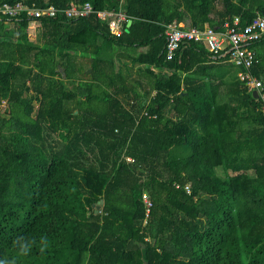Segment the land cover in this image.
<instances>
[{
	"label": "trees",
	"instance_id": "1",
	"mask_svg": "<svg viewBox=\"0 0 264 264\" xmlns=\"http://www.w3.org/2000/svg\"><path fill=\"white\" fill-rule=\"evenodd\" d=\"M86 1L129 31L58 14L32 39L0 14V264H264L262 100L204 43L165 49L174 21L246 25L264 0L0 4Z\"/></svg>",
	"mask_w": 264,
	"mask_h": 264
},
{
	"label": "built area",
	"instance_id": "2",
	"mask_svg": "<svg viewBox=\"0 0 264 264\" xmlns=\"http://www.w3.org/2000/svg\"><path fill=\"white\" fill-rule=\"evenodd\" d=\"M25 15L31 20L41 17H55L61 14L67 19L80 18L97 13L101 19H106L112 30L116 34L122 32V24L128 18L123 10H95L91 2L84 3L73 2L69 7H56L53 4L39 7L28 5L23 2L15 4H0V14L10 17H17L20 14ZM264 37V13L255 16L252 21L246 25L241 24L240 16H235L233 20L226 21L222 28L208 26L200 28L194 25H180L170 23L166 28L167 57L173 58L181 44L188 41L202 42L214 54V57L227 56L230 61L242 66L245 70L240 72V76L246 81L251 89H257L259 97L262 100V109L264 111V80L262 77L252 73L251 68L256 60V54L252 44ZM189 190V189H188ZM144 199L149 211L152 201L147 194Z\"/></svg>",
	"mask_w": 264,
	"mask_h": 264
},
{
	"label": "crops",
	"instance_id": "3",
	"mask_svg": "<svg viewBox=\"0 0 264 264\" xmlns=\"http://www.w3.org/2000/svg\"><path fill=\"white\" fill-rule=\"evenodd\" d=\"M124 11V10H123ZM214 16V15H213ZM129 19L130 18H127L124 22H123V24H122V31H123V26H124V24H125V22H126V28H127V23H128V21H129ZM132 19V18H131ZM175 22V21H174ZM173 23V22H172ZM175 23H177V22H175ZM178 24H180V25H184V26H188V25H191V22H190V19L189 18H187L185 21H181V22H178ZM131 26V25H130ZM129 26V27H130ZM28 30H29V34H30V37L33 39L35 36H36V39L37 38H39V35H38V33H40L41 34V31H40V29L38 28V23H37V21L36 20H32L31 22H30V24H29V28H28ZM32 31H33V33H34V37L32 36ZM122 33V32H121ZM146 47H138V48H134V49H131V53H133V54H137V53H139V52H141V51H143L144 49H145ZM253 50H254V52H255V54L256 55H259V53H264V41H261V42H258L257 44H255L254 45V47H253ZM233 62V61H232ZM231 62V63H232ZM233 64L235 65V66H237V64H235L234 62H233ZM118 66H121V63L120 62H118ZM237 67H240L239 65L237 66ZM152 68L155 70V71H161L160 70V68H157V67H153L152 66ZM90 69V68H89ZM88 69V70H89ZM138 69V64L135 66V70H137ZM92 70V69H91ZM165 71H170V70H173V69H164ZM241 77V76H240ZM241 79H243L242 77H241ZM244 80V79H243ZM250 88V87H249ZM251 89V88H250ZM251 91H252V94H253V89H251Z\"/></svg>",
	"mask_w": 264,
	"mask_h": 264
},
{
	"label": "water",
	"instance_id": "4",
	"mask_svg": "<svg viewBox=\"0 0 264 264\" xmlns=\"http://www.w3.org/2000/svg\"><path fill=\"white\" fill-rule=\"evenodd\" d=\"M132 22H133V19L130 18L128 23H127V28H126L127 31H129V26L132 24ZM90 71H91V68L88 70V72H90ZM253 95L257 98L259 97V93H258L257 89H253ZM103 202H104V200L101 199L100 204H102ZM100 204H98V206H97V209H96L97 212H98V208L100 207Z\"/></svg>",
	"mask_w": 264,
	"mask_h": 264
},
{
	"label": "rangeland",
	"instance_id": "5",
	"mask_svg": "<svg viewBox=\"0 0 264 264\" xmlns=\"http://www.w3.org/2000/svg\"><path fill=\"white\" fill-rule=\"evenodd\" d=\"M38 35L40 36V33H38ZM32 36L34 37L35 35H34V33H33V31H32ZM35 38H36V36H35ZM6 102V101H5ZM5 108L6 109H8V106L5 104ZM4 112V109L2 110V113Z\"/></svg>",
	"mask_w": 264,
	"mask_h": 264
},
{
	"label": "bare ground",
	"instance_id": "6",
	"mask_svg": "<svg viewBox=\"0 0 264 264\" xmlns=\"http://www.w3.org/2000/svg\"><path fill=\"white\" fill-rule=\"evenodd\" d=\"M25 3V2H24ZM42 18V17H41ZM37 20V19H36ZM238 66V65H237Z\"/></svg>",
	"mask_w": 264,
	"mask_h": 264
}]
</instances>
